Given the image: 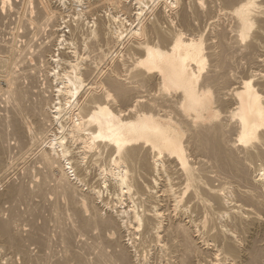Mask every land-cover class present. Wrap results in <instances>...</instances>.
<instances>
[{
  "label": "bare ground",
  "instance_id": "bare-ground-1",
  "mask_svg": "<svg viewBox=\"0 0 264 264\" xmlns=\"http://www.w3.org/2000/svg\"><path fill=\"white\" fill-rule=\"evenodd\" d=\"M56 1L0 0V264H264V0Z\"/></svg>",
  "mask_w": 264,
  "mask_h": 264
},
{
  "label": "rangeland",
  "instance_id": "rangeland-1",
  "mask_svg": "<svg viewBox=\"0 0 264 264\" xmlns=\"http://www.w3.org/2000/svg\"><path fill=\"white\" fill-rule=\"evenodd\" d=\"M65 1V5L64 4H62L61 2H59V1H56L55 3L58 5V7H60L61 6V8L63 9V10H68V9H70V10H66V11H64V15H65V18H68V17H70L69 16V14L70 13H72V12H74L75 10H76V6H75V4H72V5H70L69 3H68V1L67 0H64ZM84 1H86V0H84ZM83 1V2H84ZM206 1V0H205ZM209 1V0H208ZM17 4H19L20 2H19V0H17ZM207 2V1H206ZM27 4V3H26ZM26 4H23L22 5V3L21 4H19V6L20 7H23L22 8V10H21V8L18 6V5H16V7H18L17 9H20L21 11H19V10H14L13 8L11 9V11L12 10H14L15 11V13H13L14 14V16H13V14L11 13V15L13 16V17H11V15L9 14V17L12 19V22L13 21H15V20H17V19H15L16 18V13L18 14L17 16L18 17H20V18H23V16H25L24 18L26 19L27 17H26V15H25V13L28 15L29 14V8H28V4H27V6H26ZM66 4L67 5H70V8H69V6L68 7H65L66 6ZM25 5V6H24ZM114 4H111V3H109L108 1H106V2H103V5H102V10L105 12V13H109L110 15H115V16H119L120 18H122L123 20L125 19V20H128V21H132V23H134V24H136V22L138 21V20H142L141 22H145V21H147V19L148 18H151L152 16H153V12L155 11V8L153 7V6H151V4H150V2L149 3H147V4H143V6L141 5V7H140V10L137 8V5L135 4H133V0H123V1H121V3H119V4H117V5H114ZM124 5V6H123ZM146 5V6H145ZM159 5V4H158ZM198 5V4H197ZM72 6V7H71ZM75 6V7H74ZM116 6V7H115ZM148 6V7H147ZM14 8H15V6H14ZM28 8V9H27ZM66 8V9H65ZM75 8V9H74ZM23 9H24V11H23ZM27 11H26V10ZM72 9V10H71ZM106 9V10H105ZM116 9V10H115ZM137 9H138V11H137ZM143 10V11H142ZM13 11V12H14ZM17 11V12H16ZM19 11V12H18ZM69 11H71V12H69ZM142 11V12H141ZM81 12V11H80ZM138 12V13H137ZM69 13V14H68ZM218 13H220L219 14V17H218ZM19 14H20V16H19ZM24 14V15H23ZM141 14V15H140ZM215 15H214V17L213 18H217L218 17V19H220V21H222V20H224V21H226L225 23H227L228 21V15L226 14V13H223L222 11H219V12H216V13H214ZM66 15H67V17H66ZM85 16V15H84ZM83 16V17H84ZM202 16V20L200 19V17ZM201 16H198L199 17V21H200V23L198 22V24H200L199 26H200V29H201V25H202V31H203V35H204V40H205V37H207V35L209 34V32H207V31H209L210 30V25H208L209 23H208V21L210 20V19H208L207 20V18H205V16H203V15H201ZM104 18H103V20H105V21H107V17H106V14L103 16ZM118 17V18H119ZM139 18L138 20L136 19V18ZM14 18V19H13ZM23 18V19H24ZM110 19H111V17H110ZM204 19H206V20H204ZM112 20V19H111ZM124 20V21H125ZM11 21V20H10ZM125 22V25L123 26V28H126L127 30H126V32L129 30V28L131 27V25H129V22ZM197 21H198V19H197ZM203 21H206V22H203ZM111 22V24H113V25H119L120 24V22H119V20H118V22H117V19L116 20H112V21H110ZM109 22V23H110ZM116 22V23H115ZM223 22V21H222ZM203 23V24H202ZM10 24V23H9ZM8 24V26L6 27V26H3V27H1L0 28V36L1 35H3L4 36V38L5 37H7V30H6V28H8V31H10V25ZM13 24H14V22H13ZM13 24H11V26H13ZM133 24V25H134ZM205 24V25H204ZM208 25V26H207ZM207 27L209 28V29H207ZM4 29V31H3V29ZM1 29H2V31H1ZM64 29H66V28H64ZM207 29V30H206ZM49 31V30H48ZM47 30H45L44 32H46V34H47V32H48ZM185 31V30H184ZM194 31H196V29L194 30ZM206 31V32H205ZM4 32V33H3ZM7 32V33H6ZM186 32V31H185ZM188 33H189V31H187ZM186 32V33H187ZM6 33V34H5ZM124 33H125V31H124ZM206 33H208L207 35H206ZM9 34V33H8ZM45 33L43 34L44 36L46 35ZM129 34V33H128ZM128 34L127 35H125V37L123 38V45H124V47L127 45V36H128ZM202 35V36H203ZM126 44V45H125ZM54 49H55V47H54ZM125 49V48H124ZM56 50H55V54H56ZM108 55V56H107ZM105 57L104 56H102L101 58H100V61L102 60V59H104L103 61H101L100 63H99V67L100 68H102V67H104L105 65H106V63L109 65L111 62H112V59H111V57H110V54H107ZM99 61V60H98ZM54 67V65L52 64V68ZM0 93H2V91H0ZM86 95H87V90L85 89V88H83L82 87V89H81V92L79 93V95H78V99L81 101L82 99H84L85 97H86ZM2 96L4 97V94H2ZM2 97V98H3ZM1 98V94H0V106L2 105V107H1V109H0V113H3L4 111H3V104L1 103V101L3 100ZM2 99V100H1ZM3 102V101H2ZM65 111L66 110H64V111H62L61 112V114H63V113H65ZM1 115V114H0ZM67 116V114L65 113L64 115H62V118H64V117H66ZM64 116V117H63ZM2 127V128H1ZM3 127H4V125H2V124H0V128H1V130L3 129ZM4 129H6L5 127H4ZM26 149V148H25ZM25 149L24 148H22V151H18V150H21V149H14V150H12V152L13 153H11V155H13V157H15V159L13 160V161H15L16 163H17V165H18V167H20V165L22 164V165H25L26 164V162H27V164L28 163H33V162H29V160H33L34 161V158H35V155L34 154H31L30 152H27L26 153V155H25V153H23V151H25ZM18 151L17 153L15 152V151ZM22 152V153H21ZM14 153H16V154H14ZM19 153V154H18ZM24 154L25 156H26V158H24L25 156L23 155V158H18V159H20V161L19 160H17L16 158H17V156L18 157H21L22 155ZM31 156V158H29V157ZM32 157H33V159H32ZM104 157V159H102ZM22 159L23 160H25L24 162L22 161ZM101 160H100V163L102 162H104L105 161V155L103 154V156L100 158ZM27 160V161H26ZM20 163V165L18 164V162ZM16 165V166H17ZM96 169V167H94V169L93 170H95ZM34 170V169H33ZM92 171V170H91ZM33 173V176L34 175H36V172H35V170L32 172ZM15 177H17V175H14ZM33 176H31L32 178H38V175L36 176V177H33ZM17 179V178H16ZM91 183L93 184V183H95L94 182V180H91ZM93 185H96V183L95 184H93ZM3 188V186L2 185H0V188ZM97 187H98V189H100V192H101V189H102V192L100 193V196H101V194H102V198L103 199H105V200H108L109 199V195L110 194H107V193H109L108 192V190L107 189H104L105 187H104V185H102L101 186V184H100V186H99V184H97ZM99 187H101V188H99ZM1 188V189H2ZM108 197V198H107ZM36 198H38V197H36V196H34L33 197V199H32V202H33V200L34 201H38V199H36ZM36 199V200H35ZM112 200H113V198H111ZM25 204V203H24ZM23 203H21L20 205H19V207L23 210V209H25L26 208V205H24ZM122 205V204H121ZM25 206V207H24ZM23 207V208H22ZM45 209H43V213H45V215H47V213H48V211H45ZM51 223H52V221H50ZM56 249H59V247L57 246L56 247ZM92 250L93 249H90V250H88V255L87 256H89V255H92L91 253H89V251H91L92 252Z\"/></svg>",
  "mask_w": 264,
  "mask_h": 264
}]
</instances>
